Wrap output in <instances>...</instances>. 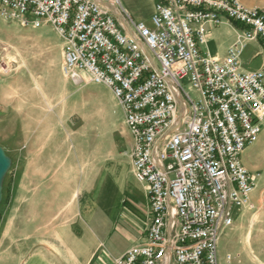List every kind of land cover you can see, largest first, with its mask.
<instances>
[{"label": "built area", "instance_id": "1", "mask_svg": "<svg viewBox=\"0 0 264 264\" xmlns=\"http://www.w3.org/2000/svg\"><path fill=\"white\" fill-rule=\"evenodd\" d=\"M0 18L53 28L63 76L107 88L121 108L149 222L145 241L114 264H222L220 238L255 189L241 155L264 128V68L245 72L239 57L246 42L264 47V11L157 0L146 24L121 0H0ZM223 23L240 37L217 59L201 48L207 25Z\"/></svg>", "mask_w": 264, "mask_h": 264}, {"label": "rangeland", "instance_id": "2", "mask_svg": "<svg viewBox=\"0 0 264 264\" xmlns=\"http://www.w3.org/2000/svg\"><path fill=\"white\" fill-rule=\"evenodd\" d=\"M149 19L139 21L148 24ZM208 50L215 51L211 45ZM63 51L62 39L50 26L22 27L0 18V212L7 221L15 215L23 224L44 221L40 224L47 229H73L88 206L81 214L79 209L92 197L116 213L133 180L132 144L118 102L103 86L67 80ZM252 53L244 49L242 62L255 68L261 59H250ZM251 153L244 164L249 162L255 189L250 206L235 215L220 238L222 264L226 254L233 257L230 264H264V133ZM44 175L50 180L46 187L51 186L46 195L35 184ZM58 190L70 196L59 210L51 200ZM47 198L49 217L44 218ZM87 221L83 216L85 234Z\"/></svg>", "mask_w": 264, "mask_h": 264}, {"label": "crops", "instance_id": "3", "mask_svg": "<svg viewBox=\"0 0 264 264\" xmlns=\"http://www.w3.org/2000/svg\"><path fill=\"white\" fill-rule=\"evenodd\" d=\"M121 1L135 19L144 20L146 16L151 15L157 0ZM239 1L245 8H258L264 11V0ZM140 4L143 6L142 10L138 6ZM207 30L206 44L202 48L205 50L204 53L217 59H223L227 49L240 37V33L228 23L220 26L208 24ZM210 45L215 49L213 53L208 50ZM248 48L253 50L250 59H261L255 68L247 67L242 62L244 61L242 51ZM242 51L239 59L243 71L264 68V47L259 42H246ZM263 133L264 128L258 142ZM254 145L245 149L241 155L242 164L247 170L250 165L247 162V168L244 160L250 158ZM48 179L44 175L35 182L39 189L38 193L46 195L50 192V182L46 187ZM125 195L127 198L121 207H117L116 213L106 201L98 203L96 198H90L91 202L89 200L87 205L79 209L81 214V210L88 206L80 215V219L73 223V229L60 225H52L47 229L40 224L44 221H38L36 224L34 221H28L23 224L15 215L7 221V216L0 212V264H114V259L131 246L145 241L149 222L146 185L138 183L133 178L125 189ZM54 197L51 200L57 210L70 200L69 194L64 190L63 192L58 190ZM51 200L47 198L43 201L44 218L49 217L47 208L50 206L47 204ZM88 212L92 213L88 215ZM85 215L88 217L87 234L81 228V220Z\"/></svg>", "mask_w": 264, "mask_h": 264}]
</instances>
